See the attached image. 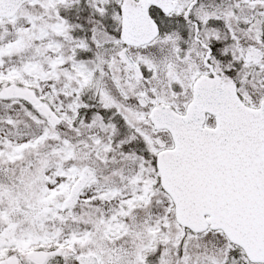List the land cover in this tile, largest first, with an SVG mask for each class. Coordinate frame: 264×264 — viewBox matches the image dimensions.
I'll return each mask as SVG.
<instances>
[{
  "label": "snow or ice",
  "instance_id": "snow-or-ice-1",
  "mask_svg": "<svg viewBox=\"0 0 264 264\" xmlns=\"http://www.w3.org/2000/svg\"><path fill=\"white\" fill-rule=\"evenodd\" d=\"M0 264H264V0H0Z\"/></svg>",
  "mask_w": 264,
  "mask_h": 264
}]
</instances>
